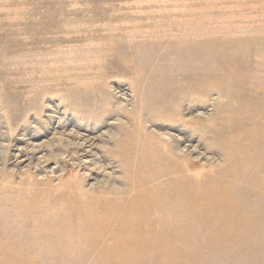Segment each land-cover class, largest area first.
<instances>
[{
	"label": "rangeland",
	"instance_id": "obj_1",
	"mask_svg": "<svg viewBox=\"0 0 264 264\" xmlns=\"http://www.w3.org/2000/svg\"><path fill=\"white\" fill-rule=\"evenodd\" d=\"M0 264H264V0H0Z\"/></svg>",
	"mask_w": 264,
	"mask_h": 264
}]
</instances>
